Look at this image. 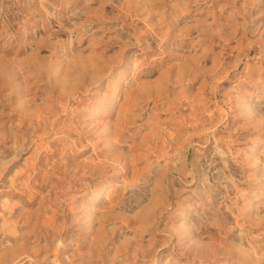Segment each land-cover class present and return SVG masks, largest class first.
<instances>
[{"label": "rangeland", "instance_id": "374dc122", "mask_svg": "<svg viewBox=\"0 0 264 264\" xmlns=\"http://www.w3.org/2000/svg\"><path fill=\"white\" fill-rule=\"evenodd\" d=\"M0 264H264V0H0Z\"/></svg>", "mask_w": 264, "mask_h": 264}, {"label": "bare ground", "instance_id": "6f19581e", "mask_svg": "<svg viewBox=\"0 0 264 264\" xmlns=\"http://www.w3.org/2000/svg\"><path fill=\"white\" fill-rule=\"evenodd\" d=\"M102 194H103V192L100 191V192L97 194V196L94 198L93 202H99L101 199H103V198H102Z\"/></svg>", "mask_w": 264, "mask_h": 264}]
</instances>
